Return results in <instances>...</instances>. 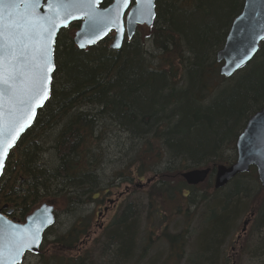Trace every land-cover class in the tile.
Masks as SVG:
<instances>
[{
	"label": "trees",
	"instance_id": "obj_1",
	"mask_svg": "<svg viewBox=\"0 0 264 264\" xmlns=\"http://www.w3.org/2000/svg\"><path fill=\"white\" fill-rule=\"evenodd\" d=\"M243 7L244 0H156L149 35L126 38L119 50L111 48L112 33L80 50L71 33L79 23L59 33L51 93L8 156L0 210L14 208L19 221L56 198L72 215L100 201L112 184L103 182L102 170L113 141L120 167L137 178L150 174L154 182L107 226L100 257L71 255L89 239L87 215L51 243L59 253L41 254L40 264H103L102 258L146 264L161 242L166 255L159 264H229L226 245L242 218L260 225L253 252L264 258V189L256 169L214 188L215 166L236 160L239 134L264 107V40L231 78L220 74L217 61ZM206 167L212 173L202 184L190 186L181 177ZM241 239L244 253L248 236Z\"/></svg>",
	"mask_w": 264,
	"mask_h": 264
},
{
	"label": "water",
	"instance_id": "obj_2",
	"mask_svg": "<svg viewBox=\"0 0 264 264\" xmlns=\"http://www.w3.org/2000/svg\"><path fill=\"white\" fill-rule=\"evenodd\" d=\"M105 0H83V3L69 9L70 14L63 10L57 12L56 0H39L34 8H28V15L24 21L26 26H35L36 31L44 29L43 36L26 39L19 42V32H16L17 43L13 46L15 56L19 57L16 68L28 71L31 57L39 53L34 51L41 42L48 45V60L52 70L47 72L38 95L29 99L27 96H11L7 86L0 84V142L4 144L5 154L0 162V178L4 172L6 161L20 138L33 125L38 112L47 103L52 87L53 74L56 70L55 44L61 30L68 28L75 22H80L79 29L73 38L80 50L93 47L104 40L111 32L114 39L111 48L121 49L125 38H134L137 29L142 26L152 27L156 20V0L137 4L136 0H110V4L102 7ZM25 5L4 0L0 3V17L4 25L2 42L3 69L5 78L13 60L8 55L9 32L8 25L19 21L25 13ZM11 17V21L9 19ZM21 29L20 31H23ZM50 32V36L48 35ZM264 40V0H244L241 13L233 20L224 46L218 50V63H222L220 74L231 78L246 66L257 55ZM26 45L27 47H24ZM22 80L16 82V87H22ZM46 96V98H45ZM23 100L25 103H20ZM10 145V147L8 146ZM254 167L257 171L261 187L264 189V107L254 113L247 121L244 129L236 141V160L230 164H219L214 168V188L227 186L240 174L250 171ZM212 173L211 167L186 170L181 174L190 186L204 183ZM0 210V264H22L27 254H37L44 243L47 231L56 223L57 205L49 201L42 203L27 215L25 222L10 219L11 211L6 215ZM253 216V215H252ZM249 220L243 222L242 233L246 231ZM36 237L35 243L32 242ZM19 248L20 255H16Z\"/></svg>",
	"mask_w": 264,
	"mask_h": 264
},
{
	"label": "rangeland",
	"instance_id": "obj_3",
	"mask_svg": "<svg viewBox=\"0 0 264 264\" xmlns=\"http://www.w3.org/2000/svg\"><path fill=\"white\" fill-rule=\"evenodd\" d=\"M78 29L79 27L74 28V30H71V33L75 35V32ZM148 29V27L142 26L138 29L134 37L138 36L140 39L142 37V40H144L149 35ZM148 47H150V45H148ZM111 144L112 145H109L107 148V151L105 150L102 178L105 184H107V182H112V184L104 190L106 193H104V191L102 192L100 197L101 200L86 204L77 212V214L72 215L68 213L66 206L62 203V201L56 198V201L53 202L57 205V218L55 225L52 227L53 229L49 231L51 229L50 228L45 234V237L48 239L47 243L43 245L44 247H42L39 253L27 254L24 257L22 264H40L41 254L50 257L51 255L59 253L57 247L51 243H53L59 235L66 232L76 218L87 215L91 217L90 221L92 225L89 229V239L84 245L79 246L78 249L71 252V255L78 256L84 252H88L94 256V259L100 257L101 243L103 242L102 235L104 234L107 226L112 222L115 216L121 213L127 203H135L140 197L144 196L147 189H149L154 182L151 179L152 176L150 174H146L142 178H137L133 175L134 173L132 170L129 171L128 169L126 170V168L122 169L123 165L120 167L119 162L117 161V157H119L120 153V150L117 147L118 143L113 141ZM118 169L119 171L123 170V177L121 180H114L113 182L112 179ZM130 179L132 181H129ZM138 190H141V192H138ZM110 200H112V202H109ZM104 209H106V211ZM10 210V215H6H8L10 219L18 221L16 217H18L19 214H15L13 211L14 208H11ZM245 220H249V224L247 225L246 231L242 233L243 222ZM19 222H25V220H19ZM241 223L240 230L230 238L226 245L225 253H227L230 258L229 264H264V258L257 256L258 252H253L259 242L258 238L260 236V225L247 218H242ZM154 233V238L157 239V236H159L161 232L159 229H156L154 230ZM240 235L241 238H243V236H248L249 247L244 253L242 252L243 240L241 238L238 239ZM165 255L166 248L164 243L161 242L152 250L151 256L153 261H148L146 264H159L163 261ZM99 261L106 264L107 259L102 258Z\"/></svg>",
	"mask_w": 264,
	"mask_h": 264
},
{
	"label": "snow or ice",
	"instance_id": "obj_4",
	"mask_svg": "<svg viewBox=\"0 0 264 264\" xmlns=\"http://www.w3.org/2000/svg\"><path fill=\"white\" fill-rule=\"evenodd\" d=\"M3 2L4 0H0V3ZM123 2L127 4L128 0H123ZM144 2L151 4L152 0H136L137 4ZM12 3H20L26 7L25 13L21 15L20 20L11 22L8 25L9 32L12 33V35L9 37L10 42L7 45L8 55L10 59L13 60V63L10 64V70L7 72V78H5V72L3 69V51L5 45L2 42V38L4 34V25L2 23V17H0V84L7 86V91L13 97L19 94L20 96H27L29 99H32L40 93L45 80L49 78L47 77V72L52 70L48 60V45L46 42H41L40 47L34 50L39 53V63H37V57L32 56L31 64L27 65L28 71H19L16 68V62H19V57L15 56L13 46L17 43L16 32H19V42L21 43L26 39L31 40L43 36L45 31L44 29L36 31L35 26H26L24 24L26 16L28 15V8H34L35 5L39 3V0H12ZM80 3H83V0H56L57 12L63 10L66 14H70L69 9L77 6ZM9 19L11 21V17H9ZM21 29L24 30L20 31ZM50 34L51 33L48 32L49 36ZM24 47L27 46L24 45ZM18 80H22L23 86L20 88L16 87V82ZM20 103H25V101L21 100ZM8 146L10 147V145ZM4 154V144L0 142V162H2ZM35 240L36 237H33L32 242L35 243ZM15 254L20 255L19 248L16 249Z\"/></svg>",
	"mask_w": 264,
	"mask_h": 264
},
{
	"label": "flooded vegetation",
	"instance_id": "obj_5",
	"mask_svg": "<svg viewBox=\"0 0 264 264\" xmlns=\"http://www.w3.org/2000/svg\"><path fill=\"white\" fill-rule=\"evenodd\" d=\"M148 183V182H147ZM109 202H112V200H110ZM106 211V209H104ZM15 220V219H14Z\"/></svg>",
	"mask_w": 264,
	"mask_h": 264
}]
</instances>
